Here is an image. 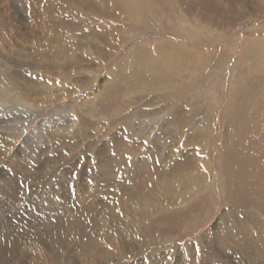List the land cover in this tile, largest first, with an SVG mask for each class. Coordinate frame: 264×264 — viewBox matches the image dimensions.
Returning <instances> with one entry per match:
<instances>
[{"label":"rangeland","instance_id":"374dc122","mask_svg":"<svg viewBox=\"0 0 264 264\" xmlns=\"http://www.w3.org/2000/svg\"><path fill=\"white\" fill-rule=\"evenodd\" d=\"M29 1L0 0V78L40 92L23 132L0 106V264H264L260 0L213 28L184 0ZM163 43L187 63L146 68Z\"/></svg>","mask_w":264,"mask_h":264},{"label":"bare ground","instance_id":"6f19581e","mask_svg":"<svg viewBox=\"0 0 264 264\" xmlns=\"http://www.w3.org/2000/svg\"><path fill=\"white\" fill-rule=\"evenodd\" d=\"M99 1V0H98ZM114 1V0H113ZM183 1V0H182ZM185 1V4H186V6H184V7H186V10L185 9H182V13L184 14V15H186L187 17L189 16V15H191V16H193V15H195V16H197V15H199L200 16V19H201V21H202V24L205 26V27H217V25H215V22H217L218 20H217V15L216 14H218L219 13V7H224L223 5H221V2H217V0H184ZM187 1H188V3H187ZM233 1H236V2H238V0H233ZM25 2V1H24ZM36 2V4L34 3L33 4V1H29V4H30V7L32 6V7H39L38 8V10H40V9H42L43 10V8L42 7H45V4H46V2H45V0H37V1H35ZM58 2H60V1H58ZM204 2V3H203ZM241 2H243V3H240V4H242L244 7H245V5H247L246 4V2H245V0H241ZM2 3V2H1ZM87 3H88V1L87 0H84V4L83 5H80V6H78V7H81L82 9L83 8H85V7H87ZM90 3V2H89ZM123 3V2H122ZM103 4V3H102ZM126 4V3H125ZM28 5V2H27V4L25 5V6H27ZM56 5H58V4H56ZM55 5V6H56ZM61 5V4H60ZM190 5V6H189ZM50 6V5H49ZM182 6V7H183ZM259 6L261 7V6H263V10H261L260 11V14L262 15V14H264V0H260V4H259ZM32 9V10H35V9ZM103 9H100V11L102 12V13H104L105 11H104V9H106V7H102ZM28 9V8H27ZM222 9V8H221ZM228 9V8H227ZM31 10V9H30ZM63 10V9H62ZM191 11L193 14H189V12L188 11ZM215 10H217L216 12H215ZM29 11V10H28ZM109 11V10H108ZM223 11V10H222ZM31 12V11H30ZM35 12H36V10H35ZM38 12V11H37ZM42 12V11H41ZM50 12V11H49ZM59 12V11H58ZM221 12V11H220ZM259 12V11H258ZM52 13V12H51ZM56 13H57V10H56ZM41 14V13H40ZM42 14L44 15V13L42 12ZM53 14V13H52ZM61 14V13H60ZM256 15V14H255ZM55 17H59V14L57 15V16H55ZM255 17V16H254ZM59 18H61V17H59ZM6 19V18H5ZM48 19V18H47ZM50 19V18H49ZM50 21V20H49ZM91 21V20H90ZM40 22V21H39ZM53 22V21H52ZM56 22H58L57 21V19H56ZM51 23V22H50ZM59 23V22H58ZM35 24V23H34ZM53 23H51V25H52ZM50 25V26H51ZM195 26H196V28H198V30H202L203 29V27L201 26V25H198V24H194ZM220 25H222V24H220ZM47 26H49L48 24H47ZM219 26V25H218ZM35 27V26H34ZM57 27V26H56ZM55 27V28H56ZM60 28H62V25L61 26H59ZM44 28V27H43ZM46 28V27H45ZM50 28V27H49ZM48 27L46 28L47 30L49 29ZM54 28V27H53ZM7 29V28H6ZM51 29V28H50ZM64 29V28H63ZM41 30V29H40ZM65 30V29H64ZM58 31V30H57ZM62 31V30H61ZM60 30H59V33L61 32ZM72 31V30H71ZM70 31V32H71ZM65 32H66V30H65ZM121 32V31H120ZM35 34H36V32H34ZM54 33V32H53ZM58 33V34H59ZM119 33V32H118ZM32 34V33H31ZM49 36V35H48ZM122 36V35H121ZM34 38H35V36H33ZM51 37H52V35H51ZM89 37V36H88ZM84 38V37H83ZM35 39H37V38H35ZM40 39V38H39ZM42 39V38H41ZM255 39V38H254ZM254 39H252V40H254ZM43 41V40H42ZM88 41V40H87ZM259 41H261V40H259ZM50 42V41H49ZM125 42H126V39L125 38H123V37H120V38H111L109 41H108V47H107V50L105 51V52H102L99 56H100V58H99V61H103V63L105 62V59L108 57H111V56H113L116 52H117V49L119 48V45L120 44H122V43H124L125 44ZM254 43H256L255 41H254ZM256 44H258V43H256ZM26 45V44H25ZM181 45V44H180ZM259 45H260V43H259ZM259 45H257V46H259ZM51 46V45H50ZM249 46H250V51L248 52V54L251 52V51H253V49H254V45L252 44V42H250L249 43ZM43 47H45V45L44 46H42V48ZM38 48V47H37ZM256 48V47H255ZM39 49H41V47L39 48ZM44 49V48H43ZM188 49V48H187ZM259 49H261V48H259ZM2 50V49H1ZM16 50V49H15ZM42 50V49H41ZM45 50V49H44ZM184 50V49H183ZM183 50H182V48H180V46H177V45H175V44H173V43H163V44H161L160 46L158 45V47H156V48H154V49H148L147 51H145L144 52V54H145V57H144V59L143 60H145L144 61V63H145V67L146 68H148L149 67V65L150 64H152V61H157V59H161V62H162V64L163 65H166V66H164V68L166 67L167 68V66H169V65H173V66H175V65H177V63H182L183 64V62H186V60H185V57L186 56H183V55H181L182 54V52H183ZM255 50V49H254ZM261 50H263V49H261ZM193 51V50H192ZM90 52V51H89ZM2 54H3V51L1 52ZM20 53V52H19ZM255 53H256V51H255ZM259 53H261V52H258V54L257 55H259ZM198 54V53H197ZM252 54V53H251ZM141 55V54H140ZM195 55V54H194ZM199 55V54H198ZM250 55V54H249ZM255 55V54H254ZM253 55V56H254ZM261 55V54H260ZM40 56V55H39ZM42 56H44V55H42ZM201 56V55H200ZM251 56V55H250ZM249 56V57H250ZM263 56V55H262ZM7 58H10L9 56H6ZM41 57V56H40ZM48 57V56H47ZM154 57H156V58H154ZM252 57V56H251ZM255 57L256 56H254V58L253 59H255ZM44 58H45V56H44ZM248 58V57H247ZM142 59V58H141ZM252 59V58H251ZM57 60V59H56ZM199 60V59H198ZM33 61V60H32ZM135 61V62H134ZM167 61V62H166ZM190 61V60H189ZM191 61H193V60H191ZM247 61H248V59H247ZM246 61V62H247ZM130 62L131 63H136V59H134V57L132 58V59H130ZM157 62H159V61H157ZM31 63V62H30ZM187 63V62H186ZM248 63V62H247ZM24 64V63H23ZM48 64H50L49 62H46L45 64H44V66L43 67H45V68H47L48 67ZM56 64V63H55ZM189 64V63H188ZM260 64V63H259ZM34 65V64H33ZM35 65L36 66H42L43 65V62H40V60L38 61V63L36 64L35 63ZM51 65V64H50ZM0 67H1V65H0ZM6 68H8V67H6ZM52 68V67H51ZM54 68H57V65H54ZM59 68V67H58ZM165 68V69H166ZM171 68V67H170ZM166 71V70H165ZM168 71V70H167ZM20 72V71H19ZM158 72V71H157ZM94 73V72H93ZM166 73V72H165ZM96 75H97V73H96ZM166 75V74H165ZM41 76V75H40ZM6 78V77H5ZM19 78V77H18ZM57 78V77H56ZM61 78V77H60ZM42 79V78H41ZM68 79V78H67ZM8 80H10V79H8ZM165 80V79H164ZM47 81V80H46ZM49 82V81H48ZM50 82H53V84L55 85L54 87H61L62 86V84L58 81V80H55V79H50ZM62 82V81H61ZM17 83V82H16ZM46 84V83H45ZM19 85V84H18ZM21 87H24L23 85H21L20 84V86H18V87H15V86H13V84L11 83V82H8L6 79L4 80V78L2 79V78H0V106H3V105H5V106H7L8 104H10V102H12L13 103V105H16L17 107H19V108H21V109H23V110H27V109H29V114L27 115L26 113V118H25V120H26V122H25V124L24 125H22V127H20L21 129H20V131L21 132H23V131H25V128L27 127V123H29L33 118H34V115H35V113H36V111L37 110H30L31 109V107H34V105L33 104H31V102H32V100H34L33 98L35 97H37L39 94H40V92H37L36 90L34 91V89L32 90V95H31V97H30V91H25L24 89L22 90V88ZM67 88V87H66ZM53 89V88H52ZM87 95V94H86ZM56 98V97H55ZM60 98V97H59ZM63 98V97H62ZM66 99V98H65ZM35 101V100H34ZM53 101V100H52ZM61 101V100H60ZM56 102V101H55ZM34 103V102H33ZM38 103V102H37ZM5 106H3V107H5ZM11 107V106H10ZM41 107H43V106H41ZM43 108H45V107H43ZM36 109H39V107L38 108H36ZM183 109V108H182ZM42 110V109H41ZM40 110V111H41ZM180 110H181V108H180ZM179 110V111H180ZM39 112V111H38ZM184 113H186V111L184 112ZM179 114V113H178ZM23 115V114H22ZM24 116V115H23ZM25 117V116H24ZM77 121H78V118H75L74 117V125H73V127H75L76 125H77ZM48 121H46V123H47ZM43 123L44 122H39V125L37 126V128L35 129V132L37 133L38 131H43L44 129H43ZM49 123V122H48ZM51 123V122H50ZM51 125V124H50ZM46 127V126H45ZM175 127V126H174ZM179 127V126H178ZM57 128V127H56ZM71 128V127H70ZM176 128V127H175ZM19 129V128H18ZM72 129V128H71ZM171 129V128H170ZM12 132V131H11ZM39 133V132H38ZM29 136V135H28ZM31 136V135H30ZM162 136V135H161ZM29 140V139H28ZM32 140V139H31ZM31 142V141H30ZM33 142V141H32ZM43 143V142H42ZM160 143V142H159ZM205 147V146H204ZM206 149V148H205ZM80 150V149H79ZM24 152V151H23ZM2 153V152H1ZM7 155V154H6ZM5 154H4V156H6ZM2 160V159H1ZM204 160V159H203ZM8 162V161H7ZM6 162V163H7ZM205 163V162H204ZM9 164V163H8ZM4 175V174H3ZM1 179V178H0ZM9 182H10V180H9ZM2 183V182H1ZM173 185V184H172ZM6 186V185H5ZM3 188V187H2ZM41 191V190H40ZM12 196V195H11ZM28 199V198H27ZM44 201V200H43ZM47 203V202H46ZM134 206V205H133ZM24 209V208H23ZM45 211V210H44ZM37 253V252H36ZM38 254V253H37ZM25 257V256H24ZM21 263V262H20Z\"/></svg>","mask_w":264,"mask_h":264}]
</instances>
